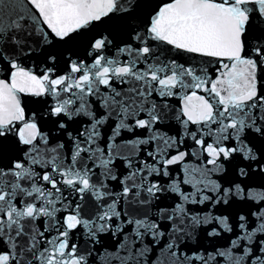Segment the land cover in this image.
<instances>
[{
    "label": "snow or ice",
    "instance_id": "snow-or-ice-1",
    "mask_svg": "<svg viewBox=\"0 0 264 264\" xmlns=\"http://www.w3.org/2000/svg\"><path fill=\"white\" fill-rule=\"evenodd\" d=\"M0 264H264V0H0Z\"/></svg>",
    "mask_w": 264,
    "mask_h": 264
}]
</instances>
